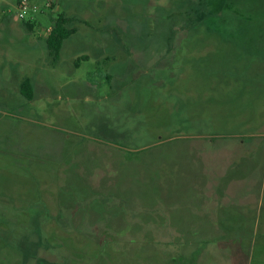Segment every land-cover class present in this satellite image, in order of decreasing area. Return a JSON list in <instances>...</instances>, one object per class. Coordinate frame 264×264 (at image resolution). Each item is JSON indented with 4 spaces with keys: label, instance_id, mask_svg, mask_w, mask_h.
I'll use <instances>...</instances> for the list:
<instances>
[{
    "label": "rangeland",
    "instance_id": "1",
    "mask_svg": "<svg viewBox=\"0 0 264 264\" xmlns=\"http://www.w3.org/2000/svg\"><path fill=\"white\" fill-rule=\"evenodd\" d=\"M48 1L23 36L0 0V264H207L193 254L211 233L173 208L190 211L187 169L239 165L264 264V0L220 1L217 19L209 0ZM60 14L76 33L54 60L42 35Z\"/></svg>",
    "mask_w": 264,
    "mask_h": 264
},
{
    "label": "trees",
    "instance_id": "2",
    "mask_svg": "<svg viewBox=\"0 0 264 264\" xmlns=\"http://www.w3.org/2000/svg\"><path fill=\"white\" fill-rule=\"evenodd\" d=\"M220 1L223 0H209V7L210 11L212 12L209 19L218 18L223 13L222 7L220 9L214 7V5ZM214 7V8H213ZM52 31L49 34V36L45 40L46 47L49 51V55L54 58V60H58L61 54V51L64 46V42L69 39L73 34L76 33L74 29H69V19H67L63 14L58 15L55 18H52ZM24 25L26 29L29 32L33 31V25L29 21H24ZM20 93L28 100H32L34 96V88L32 85L31 80L26 79L20 84ZM220 143H224L226 141H231V139L221 138ZM207 149V148H206ZM207 152V151H206ZM214 159V158H213ZM203 162L205 163V167H209V163L206 158H204ZM213 163V162H212ZM211 165V164H210ZM212 164V168H213ZM242 165H239L238 170H233L230 174H227L224 177H218L216 167L214 169H205L200 172H196L197 175L192 174L191 171L188 169L186 170L187 175L184 176L185 178H194L193 180H190L191 184H195V186L192 185V188L194 190H191V192L194 194V197L191 198L190 201H187V205H189L190 211L188 213L181 212L178 207L173 208L174 206H171L173 208V211L176 212L178 217H175L176 220H178V224H193L194 222H197L196 224L200 225L201 228L198 230H192L194 235H198L199 233L205 234V233H211L207 234L205 237L201 239L200 242H198V245L195 248L193 256L199 255L200 256H207L212 260V264H229V261L227 259L228 250L231 251V248L234 244L239 243L240 247L244 250H246V253L249 254L251 249V243L252 238L254 237L253 230L249 227H251L250 220L247 218H241L240 220H244V223H238V224H213V225H203L198 223V215H203V210L199 209V206H203L205 208H209L215 201L217 203L222 204L224 206L225 202L227 201H233L232 199L235 198L237 202H240L241 199L245 198V195L248 194L250 191L247 188V186L244 185V183L247 181L248 178H250L253 173L245 176H241L242 172L241 170ZM263 166V164H262ZM260 167V168H259ZM255 172H260L259 169H262L260 165H258L256 168H254ZM178 172V171H177ZM237 174H236V173ZM222 173V172H221ZM223 174V173H222ZM257 175V174H256ZM178 175L176 178H180ZM254 176V175H253ZM263 177V176H262ZM199 180L202 181V184L199 183ZM231 185V188L233 190V195L227 194V192L224 189V186ZM221 186V187H220ZM230 190V188L228 189ZM249 191L248 193H246ZM232 199H231V198ZM216 203V204H217ZM174 204V203H173ZM171 207H169L171 209ZM188 208V207H187ZM205 210V209H204ZM163 215L166 216V219L168 220V223L170 221V213L166 212L164 213V210L162 211ZM194 216V218H192ZM184 221V222H182ZM202 226H204L202 228ZM225 232L229 235L221 234ZM242 232V233H240ZM232 235H237L236 239H232ZM243 234V235H242ZM210 235H212L210 237ZM249 236V239L247 240L246 236ZM252 237V238H251ZM261 237V235H260ZM227 239H230L227 241ZM255 242H257V237L254 238ZM250 240V242H248ZM234 243V244H233ZM249 243V244H248ZM247 246V247H246ZM231 253V252H230ZM231 257V256H230ZM230 259V258H229ZM234 258H231L233 260ZM242 255H240V259L237 263H241ZM233 264V262H232Z\"/></svg>",
    "mask_w": 264,
    "mask_h": 264
},
{
    "label": "crops",
    "instance_id": "3",
    "mask_svg": "<svg viewBox=\"0 0 264 264\" xmlns=\"http://www.w3.org/2000/svg\"><path fill=\"white\" fill-rule=\"evenodd\" d=\"M7 13H8V15H6V13H3L4 14L3 15V21L5 23H7V27L5 29H7L9 32L14 31V32L21 34L23 36H25L26 34H29V31L26 29V27L24 25V21H21L20 19H18L17 14H14V12H12L11 10H9ZM43 15H44L43 13L39 14L36 16V18L33 21H31V23L33 25V30L35 29V27L37 25H41V23L44 24L45 21L42 20ZM47 17H49L50 20H52V18H55V16L52 18H50V16H47ZM50 27H52V26H50ZM22 28L24 29L25 34L22 32ZM48 36H49V33L44 32V34L42 35V37L44 39L43 43H45V40ZM216 172H217V174H215V175H217L218 177H222L223 174L221 173V171H220V173H218V171H216ZM229 188H230V190H228ZM229 188H227V186H224V189L227 192V194H231L232 196H234L231 185L229 186ZM248 192L249 191H247L246 193H248ZM249 197H250V192L245 195V199L247 200ZM232 200L233 201L225 202L224 206L222 204L217 203V201H215L213 203V205H211L209 208H205V207L200 205L199 209H202L204 214L198 215V223L203 224V225H206V224H208V225L214 224L215 225V224H221V223L222 224H238V223H244L245 222L244 220H240L241 218H247L250 220V224H252L253 223V221H252L253 217L251 215L245 213V211H243L244 208L245 209L249 208L248 204L246 203L245 206H243L242 204H239V202H237L235 200V198H233ZM241 206H243L244 208H242ZM252 246H254V243ZM251 251H252V248L250 249L249 253H251ZM251 256H252V254L250 255V259H249V254L247 256L245 255V257H248V260H249L245 263H244V255L243 254H242L243 259L240 261L241 263H237L239 261V259H238V261L236 260V262L234 259L231 260V258H233V256H231L229 259V264H232V262H233V264H252ZM262 256H263V253H262ZM201 257L202 256H200V258ZM207 264H211L209 262V260L207 261Z\"/></svg>",
    "mask_w": 264,
    "mask_h": 264
},
{
    "label": "built area",
    "instance_id": "4",
    "mask_svg": "<svg viewBox=\"0 0 264 264\" xmlns=\"http://www.w3.org/2000/svg\"><path fill=\"white\" fill-rule=\"evenodd\" d=\"M15 2V11L18 19L21 21H33L37 15L42 14L39 6L35 4L36 0H14ZM53 0H49L45 4V8L52 10ZM52 27L47 29V32L50 34Z\"/></svg>",
    "mask_w": 264,
    "mask_h": 264
}]
</instances>
